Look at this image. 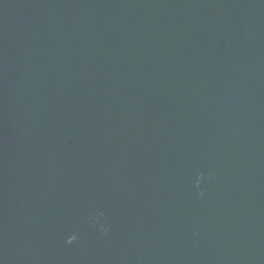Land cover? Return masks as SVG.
Segmentation results:
<instances>
[{
    "label": "water",
    "instance_id": "1",
    "mask_svg": "<svg viewBox=\"0 0 264 264\" xmlns=\"http://www.w3.org/2000/svg\"><path fill=\"white\" fill-rule=\"evenodd\" d=\"M0 264H264V0H0Z\"/></svg>",
    "mask_w": 264,
    "mask_h": 264
}]
</instances>
